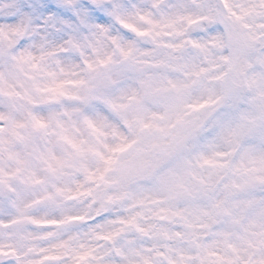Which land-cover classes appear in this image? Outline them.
<instances>
[{
  "label": "clouds",
  "instance_id": "obj_1",
  "mask_svg": "<svg viewBox=\"0 0 264 264\" xmlns=\"http://www.w3.org/2000/svg\"><path fill=\"white\" fill-rule=\"evenodd\" d=\"M0 119V264H264V0H0Z\"/></svg>",
  "mask_w": 264,
  "mask_h": 264
},
{
  "label": "snow or ice",
  "instance_id": "obj_2",
  "mask_svg": "<svg viewBox=\"0 0 264 264\" xmlns=\"http://www.w3.org/2000/svg\"><path fill=\"white\" fill-rule=\"evenodd\" d=\"M112 107L114 109H119V108H123L124 106L112 104ZM37 123H40V122L37 121ZM89 123L91 124V121ZM2 124H3V119H0V125ZM127 147L128 145H119L116 148L112 149V151L113 152L123 151ZM111 162H112L111 158H109L108 163L111 164ZM10 175L11 174L0 170V197H2L6 191L9 193V195L22 196L23 192H19L17 189L12 187L11 182L9 180ZM101 177H103V173H101ZM26 219L30 220L34 224L44 225L46 227H53L61 223V221H57V220H39L33 217H27Z\"/></svg>",
  "mask_w": 264,
  "mask_h": 264
}]
</instances>
